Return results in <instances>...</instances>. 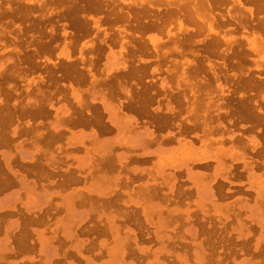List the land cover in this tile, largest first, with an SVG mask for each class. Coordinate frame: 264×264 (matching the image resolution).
Returning a JSON list of instances; mask_svg holds the SVG:
<instances>
[{
  "label": "rangeland",
  "instance_id": "obj_1",
  "mask_svg": "<svg viewBox=\"0 0 264 264\" xmlns=\"http://www.w3.org/2000/svg\"><path fill=\"white\" fill-rule=\"evenodd\" d=\"M214 1L211 0L214 4L211 11L206 8L203 11L204 1L202 0H0V98H5L6 106L10 109L12 105H16V108L22 105L21 108L32 111L31 103L33 100H36L40 105L41 102L43 105L45 103L43 107L44 114L34 118V120L27 114L19 116V123H21L19 127H24L22 123L25 120H29L33 125L35 124L34 128H32L33 130L12 137L10 135V129L17 122L13 121L9 123L11 125L7 124L8 126H4V130L8 134V140L12 139L7 144L0 145V169L2 167L4 170V165H2L4 161H8L12 167L16 162H21V164H26L27 162L28 164V162L32 163L38 160L41 157V153L32 152L31 147L34 130L42 131L43 133L48 130L51 131L53 127L63 130L62 119L68 113L81 110L83 114H87L85 113L86 110L88 112L95 110L100 114L101 121L104 124L107 123L106 125L108 126V131L102 132L98 131V129L94 130L96 129L95 126L89 127L81 124L69 125L68 129L62 131L63 134L59 137L60 139L58 138L56 141L54 140L47 144L50 146H46L50 147L47 148L48 154L52 153L54 156L52 160L55 166L54 178L52 177L50 180L57 181L64 173L73 172L79 175L81 181L78 182L79 185L76 183L61 189L55 187L53 182L46 183L45 179H43L41 180L45 184L43 187L40 185H35L34 187L28 186L25 189L24 187H15V185L13 187L12 185L0 187L1 226L4 223L3 228L0 226V264L1 262L2 264H19V262H21L20 264H127L130 255H133V257L136 256L135 260L138 264H183L184 262H178L174 258L175 256L173 257L175 253L184 254L185 264H194L192 254L193 251H198L199 249L195 247L192 240L196 242L200 240L202 244L204 243V260L206 258L210 259V263L204 262V264H213L216 259L220 261L218 264H264V166L261 164V161L264 160V126H258V128L257 126L251 127L249 123L242 120L240 122L236 119L230 111L224 114L221 104L225 100H228L231 106L237 103L239 99L238 94L241 91L236 88L237 80L253 77L252 79L264 81V46L263 44L257 45L253 41L263 42L264 31H262L263 33L260 31L262 33L260 35L256 34L254 36L256 37L255 39L251 38L252 33L250 32L256 30L258 21L264 22V6L261 11L253 12L252 15L247 16L246 28L243 30L230 17V14L236 11L232 7L233 2L231 0ZM240 1L244 6H250L246 0ZM76 2L78 3L76 4ZM194 5L198 6L199 13H203V21L197 17L194 18V21L191 20L190 17L194 15L191 11ZM131 6L135 7L132 8ZM140 10L143 11L141 12ZM210 15L213 16V21L211 23V29L209 30L206 22ZM214 31L216 34L211 33ZM176 36L179 39L178 41L175 38ZM224 38H228L231 41L229 51L227 52L228 54L225 53L227 44L224 42ZM212 39L214 43H211ZM37 44L40 46L39 48ZM190 44L191 46H195L191 47ZM174 45L179 46L183 51L182 54H179L180 56L175 53L173 49ZM50 46L52 47L49 48ZM40 52L43 53V57ZM53 53L54 55H52ZM37 62L42 65H39ZM33 63L35 64L32 65ZM208 63L214 65L216 68L215 75H217L219 80L218 82L221 84L225 83L229 89L228 91L224 88L220 92L214 86L215 83L212 80L214 78L212 73H210L211 70L207 68ZM222 63L225 64V68L221 67ZM121 65H126V69L134 68L136 72L132 75H126L124 73L125 69H121ZM197 65H202L203 67L200 72L195 70ZM46 67L49 70H45ZM27 68L29 69L28 72ZM50 69L53 70L51 71L52 73ZM32 71L34 72L32 73ZM56 73L58 78H56ZM49 75L51 76L50 78ZM116 75L119 77L116 78ZM222 75H224V78ZM173 77H177L176 80ZM116 80L117 82L120 81L121 85L125 88H129L133 94H140L142 89L144 91L146 90V95L150 98L152 97L151 101L153 100L149 103L152 114H154L152 110L156 106L159 107V110H156L157 113L155 111V114L162 113L164 100L166 99H169L171 103L179 102L180 115L175 116L174 122H179L181 129L185 128L183 125H190L193 120L197 121L195 123L202 125L204 117H208L206 121H211L209 124H213L214 121L211 117L214 119L215 113L217 112L220 116L219 120L225 126L232 128L234 131L237 130V133L246 136L248 139L253 140L255 137L259 141V147L262 150L261 155L251 152L249 150L250 148L247 149V147L245 150L242 149L241 144L237 141L235 143V141L229 142L225 140V142L221 143V146L208 139L201 142L200 140L204 138V135L201 134L199 127L196 130L191 131L187 129V132L184 131L182 133L184 138H177L180 137V134L173 125L154 130V135L148 136L145 127H150L147 122L149 117L145 116L137 117L135 124L131 123L128 118L111 117L113 122L116 121V124L114 126L110 125L108 123L107 111L114 107L118 100H121L123 104L126 103L123 91L116 86ZM210 80L211 82H209ZM6 84L10 87H7ZM59 85L61 86L59 87ZM111 88H113V93H109ZM187 89H189V94H187ZM169 90L171 92L170 94ZM192 91L197 92L196 98L192 97ZM242 91H245L246 98L256 100V106L264 107V100L261 99L262 94H264L263 85L254 88L253 91ZM56 93L58 94L57 96ZM194 99L196 101L193 103V107L191 109L188 108L186 106L187 102L193 101ZM47 102L51 106L46 107ZM190 110L193 113H190ZM116 118L118 119L116 120ZM228 119L231 121L227 122ZM92 129L95 131V134L91 132ZM194 132L201 136H193L192 133ZM14 138L18 139L14 140ZM186 139L190 140V142L186 141ZM259 147L256 148L259 149ZM241 153L246 157L256 158L259 161L258 164L253 166V168L240 166ZM99 156H109L111 158L125 156L129 159L126 161L124 170H121L119 173L116 172V169H111L104 173L95 172L94 175L91 165ZM133 158H139L142 161H131ZM200 162L205 163L206 167L200 168L198 166V164H201ZM228 165H231V173L226 172ZM239 166L241 168H238ZM87 167L89 171H87ZM14 168L18 169L17 166H14ZM183 171L185 174L182 173ZM124 173L130 178L127 181L128 185H122L123 187L119 186L114 189V179L116 177H123ZM235 173H239V177ZM57 174L59 175L57 176ZM83 174L85 175L84 177L82 176ZM223 174L227 175V179L231 181L230 183L221 179ZM145 185L148 188L147 195L144 191L146 190ZM223 187H225L224 190H222ZM71 188H76L83 193L88 191L92 196H95L96 193L104 194L106 197H100V200L108 197L112 198L115 195L117 199L114 205H108L97 200L98 202H94L97 207H95V204H79L78 202L72 201L69 203L68 199L63 195L70 191ZM243 191L244 193L242 194ZM233 192L237 194L234 196ZM23 193L25 195H22ZM222 196L223 198L225 197V200ZM170 200L175 202L173 203L172 201L171 203ZM96 208L98 211L95 210ZM26 210L30 211V215L45 214L47 216L44 224L36 225L34 223L31 225L32 228L36 229L46 227V231L39 241L34 232H32L33 236H31L33 238L31 237V241L33 246L26 251L14 254L8 250L12 246V223L18 217L16 214L17 211L24 212ZM179 212L181 216L177 215ZM29 213L27 214L29 215ZM193 213L195 216H192L194 215ZM94 215L96 218L93 220ZM194 220L196 222H193ZM104 223L108 224V226ZM168 224H172V226ZM251 225L254 227L252 228ZM157 226L160 228H156ZM179 226L183 229L179 228ZM127 227L133 229L135 232L138 246L148 247L145 253L138 251L136 253V251H133L137 250L136 247L138 246L133 244L134 242L131 240L130 234L127 233ZM191 227H195L197 230L194 238L189 233ZM216 227L220 228V230ZM48 228L59 232L51 242L49 241L51 233L48 231ZM81 228H90V230L85 232L86 234L80 233L79 230ZM115 228H117L116 232ZM69 229L75 230L76 235L70 238H63L62 232ZM103 229L106 230L103 233H99V230ZM138 235H141V238ZM206 236L209 240L212 239L210 240L212 241L211 245H206L208 244L205 243L207 242L205 240L207 238ZM80 241H82V246L80 245L79 247L78 243L80 244ZM128 241H131L130 245ZM161 241L164 246L161 245ZM228 243L230 247L227 246L229 245ZM207 248H210L209 251ZM121 249L122 251H120ZM188 251H191V253ZM121 252H124L123 257L120 255ZM243 257L244 260L241 261Z\"/></svg>",
  "mask_w": 264,
  "mask_h": 264
},
{
  "label": "bare ground",
  "instance_id": "obj_2",
  "mask_svg": "<svg viewBox=\"0 0 264 264\" xmlns=\"http://www.w3.org/2000/svg\"><path fill=\"white\" fill-rule=\"evenodd\" d=\"M19 1V0H18ZM59 1V0H58ZM77 1H79V0H77ZM81 1V0H80ZM94 1V0H93ZM176 1V0H175ZM202 1H204V7H203V11L205 10V8L207 9V10H209V11H211L212 10V8L214 7V4L211 2V0H202ZM214 1V0H213ZM217 1V0H216ZM216 1H214V2H216ZM232 2H233V4H232V7L233 8H235L236 9V11L233 13V14H230V17L237 23V25H239L240 26V28H242L243 30L246 28V18H247V16L248 15H252V13L253 12H259V11H261L262 9H263V6H264V0H246L249 4H250V6H244L243 4H242V2L240 1V0H231ZM245 1V0H244ZM66 2V1H65ZM73 2V1H72ZM4 3V2H3ZM49 3V2H48ZM58 3V2H57ZM78 2H76V4H77ZM223 3V2H222ZM24 4H25V2H24ZM51 4V3H50ZM80 4V3H79ZM94 4V3H93ZM156 4V3H155ZM186 4H187V2H186ZM190 4V3H189ZM246 4V3H245ZM27 5V4H26ZM220 5V4H219ZM14 6V5H13ZM18 6V5H17ZM73 6V5H72ZM81 6V5H80ZM85 6V5H84ZM91 6V5H90ZM163 6V5H162ZM26 7V6H25ZM59 7H60V5H59ZM132 7V6H131ZM133 7H135V6H133ZM132 7V8H133ZM191 7V6H190ZM226 7V6H225ZM72 8H74V7H72ZM79 8V7H78ZM100 8V7H99ZM110 8V7H109ZM187 8V7H186ZM220 8V7H219ZM13 9V8H12ZM31 10H33V9H31ZM35 10V9H34ZM36 10H37V7H36ZM40 10V9H39ZM107 10V9H106ZM111 10V9H110ZM219 10V9H218ZM66 11V10H65ZM82 11V10H81ZM84 11V10H83ZM141 11V10H140ZM143 11V10H142ZM141 11V12H142ZM179 11V10H178ZM189 11V10H188ZM193 13H194V15H195V17H194V15H193V17L191 16L190 18H191V20L192 21H194V18H199L201 21H203L202 19H203V17H204V15H203V13L202 12H198V6L197 5H194V6H192V10H191ZM68 12V11H67ZM103 12H104V10H103ZM111 12H112V10H111ZM223 12V11H222ZM82 13V12H81ZM180 13V12H179ZM228 13H229V10H228ZM2 14H4V13H2ZM25 14V13H24ZM42 14V13H41ZM218 15V14H217ZM12 16V15H11ZM59 16V15H58ZM140 16V15H139ZM146 16V15H145ZM62 17V16H61ZM187 18H189L188 16H186ZM57 18V17H56ZM60 18V17H59ZM73 18V17H72ZM150 18V17H149ZM21 19V18H20ZM52 19V18H51ZM172 19V18H171ZM106 20V19H105ZM104 20V21H105ZM119 20V19H118ZM220 20H221V18H220ZM10 21V20H9ZM29 21V20H28ZM41 21V20H40ZM136 21V20H135ZM206 21V20H205ZM212 21H213V16L212 15H210L209 16V19H207V22H206V24H207V27H208V29L210 30L211 29V23H212ZM54 22V21H53ZM60 22V21H59ZM94 22H96V21H94ZM3 23V22H2ZM5 23V22H4ZM9 23V22H8ZM92 23V22H91ZM221 23H222V21H221ZM24 24V23H23ZM49 24H50V22H49ZM185 24V23H184ZM149 25V24H148ZM155 25V24H154ZM157 25V24H156ZM43 26V25H42ZM58 26V25H57ZM109 26V25H108ZM151 26V25H150ZM217 26H218V24H217ZM227 26V25H226ZM131 27V26H130ZM219 27V26H218ZM224 27V26H223ZM9 28V27H8ZM39 28V27H38ZM59 28H60V26H59ZM75 28V27H74ZM78 28V27H77ZM89 28V27H88ZM92 28V27H91ZM200 28V27H199ZM40 29H41V27H40ZM44 29V28H43ZM47 29V28H46ZM160 29V28H159ZM176 29H177V25H176ZM76 30V29H75ZM137 30V29H136ZM35 32H36V30H34ZM80 31V30H79ZM112 31V30H111ZM166 31V30H165ZM223 31V30H222ZM262 31H264V22L263 21H258V23L256 24V30H252V31H250L251 33H252V39H255L256 37H254L256 34H262L261 32ZM17 32V31H16ZM94 32V31H93ZM134 32V31H133ZM15 33V32H14ZM26 33V32H25ZM59 33H61V32H59ZM140 33V32H139ZM211 33H213V34H216V32L214 31V32H211ZM103 34V33H102ZM165 34V33H164ZM193 34V33H192ZM222 34V33H221ZM234 34V33H233ZM8 35V34H7ZM118 35V34H117ZM160 35H162V34H160ZM202 35H203V33H202ZM166 36V35H165ZM211 36V35H210ZM10 37V36H9ZM22 37V36H21ZM69 37V36H68ZM117 37V36H116ZM199 37V36H198ZM197 37V38H198ZM218 37H220V36H218ZM29 38H30V36H29ZM176 38V40L178 41L179 39H178V37L176 36L175 37ZM20 39V38H19ZM43 39V38H42ZM63 39V38H62ZM61 39V40H62ZM141 39V38H140ZM144 39V38H143ZM182 39V38H181ZM185 39V38H184ZM10 40V39H9ZM12 40H14V39H12ZM52 40H53V38H52ZM51 40V41H52ZM97 40V39H96ZM148 40V39H147ZM175 40V42H177ZM216 40V39H215ZM38 41V40H37ZM45 41H46V38H45ZM109 41H110V39H109ZM171 41V40H170ZM212 42L211 43H214L213 42V39L211 40ZM246 41V40H245ZM254 42H256V44L257 45H261V44H263V46H264V40H262L263 42H258V41H256V40H253ZM25 42V41H24ZM53 42V41H52ZM63 42V41H62ZM147 42V41H146ZM183 42H184V40H183ZM190 42H191V40H190ZM222 43H223V41H221ZM224 42L227 44V48H226V50H225V53H227L228 51H229V45L231 44V41H230V39H228V38H224ZM10 43H11V41H10ZM49 43V42H48ZM97 43H98V40H97ZM135 43V42H134ZM140 43V42H139ZM218 43V42H217ZM242 43V42H241ZM33 44V43H32ZM62 44V43H61ZM99 44V43H98ZM97 44V45H98ZM110 44V43H109ZM137 44V43H136ZM165 44V43H164ZM172 44V43H171ZM206 44V43H205ZM25 45V44H24ZM34 45V44H33ZM36 45V44H35ZM40 45V44H39ZM47 45V44H46ZM59 45H60V43H59ZM149 45V44H148ZM173 45V44H172ZM187 45V44H186ZM214 45H216V44H214ZM224 45V44H223ZM37 46H38V44H37ZM53 46V45H52ZM52 46H50L49 48H51ZM102 46V45H101ZM184 46V45H183ZM190 46H191V44H190ZM190 46H188V47H190ZM192 46H195V45H192ZM191 46V47H192ZM197 46V45H196ZM206 46V45H205ZM40 46H38V48H39ZM98 47V46H97ZM103 47H105V46H103ZM113 47V46H112ZM128 47V46H127ZM139 47V46H138ZM24 48V47H23ZM27 48V47H26ZM166 48V47H165ZM185 48V47H184ZM210 48V47H209ZM237 48V47H236ZM55 49V48H54ZM59 49V48H58ZM73 49V48H72ZM100 49V48H99ZM108 49V48H107ZM145 49V48H144ZM164 49V48H163ZM173 49H174V51H175V53L176 54H182L183 53V51L179 48V46H177V45H174V47H173ZM190 49V48H189ZM219 49V48H218ZM234 49V48H233ZM46 50V49H45ZM49 50V49H48ZM150 50V49H149ZM196 50V49H195ZM237 51H238V49H236ZM39 51V50H38ZM99 51V50H98ZM106 51V50H105ZM145 51V50H144ZM208 51V50H207ZM206 51V52H207ZM240 51V50H239ZM35 52V51H34ZM48 52V51H47ZM55 52V51H54ZM74 52V51H73ZM85 52V51H84ZM205 52V51H204ZM32 53V52H31ZM41 53V52H40ZM51 53V52H50ZM88 53V52H87ZM129 53V52H128ZM127 53V54H128ZM209 53V52H208ZM217 53V52H216ZM234 53H235V51H234ZM237 53V52H236ZM243 53V52H242ZM26 54V53H25ZM28 54V53H27ZM42 54V57H43V53H41ZM46 54V53H45ZM89 54V53H88ZM87 54V55H88ZM94 54H96V53H94ZM187 54V53H186ZM186 54H184L185 56H186ZM228 54V53H227ZM23 55V54H22ZM36 55H37V53H36ZM52 55H54V53L52 54ZM97 55V54H96ZM130 55V54H129ZM135 55V54H134ZM25 56V55H24ZM102 56H104V55H102ZM149 56V55H148ZM168 56V55H167ZM171 56V55H170ZM180 56V55H179ZM178 56V57H179ZM191 56H193V55H191ZM226 56H228V55H226ZM240 56V55H239ZM246 56V55H245ZM244 56V57H245ZM27 57V56H26ZM34 57V56H33ZM41 57V58H42ZM130 57V56H129ZM183 57V56H182ZM204 57V56H203ZM218 57H221V56H218ZM241 57V56H240ZM35 58H37V57H35ZM54 59H56L55 57H53ZM98 58V57H97ZM132 58V57H131ZM231 58H232V56H231ZM63 59V58H62ZM86 59H87V57H86ZM99 59V58H98ZM167 59V58H166ZM237 59V58H236ZM238 59H239V57H238ZM76 60V59H75ZM103 60V59H102ZM215 60V59H214ZM231 60V59H230ZM245 60V59H244ZM24 61V60H23ZM28 61H29V59H28ZM63 61V60H62ZM86 61V60H85ZM94 61H96V60H94ZM129 61V60H128ZM131 61V60H130ZM171 61V60H170ZM206 61H207V59H206ZM229 61V60H228ZM27 62V61H26ZM34 62V61H33ZM42 62V61H41ZM73 62V61H72ZM80 62V61H79ZM87 62V61H86ZM99 62V61H98ZM133 62V61H132ZM200 62V61H199ZM24 63H25V61H24ZM38 63V62H37ZM70 63V62H69ZM69 63H68V66H69ZM134 63V62H133ZM188 63H190V62H188ZM215 63H216V61H215ZM234 63V62H233ZM236 63V62H235ZM240 63V62H239ZM17 64V63H16ZM26 64V63H25ZM35 63H33L32 65H34ZM39 64V63H38ZM41 64V63H40ZM39 64V65H40ZM48 64H50V63H48ZM74 64V63H73ZM98 64V63H97ZM27 65H29V64H27ZM42 65V64H41ZM52 65V64H51ZM62 65V64H61ZM72 65V64H71ZM78 65H80V64H78ZM85 65V64H84ZM100 65H101V63H100ZM189 65V64H188ZM207 65V64H206ZM238 65V64H237ZM236 65V66H237ZM30 66V65H29ZM29 66H28V68H29ZM50 66V65H49ZM75 66V65H74ZM98 66V65H97ZM171 66V65H170ZM73 67V66H72ZM94 67V66H93ZM146 67V66H145ZM177 67H179V66H177ZM206 67V66H205ZM221 67L222 68H225V64L224 63H222L221 64ZM241 67V66H240ZM11 68V67H10ZM27 68V72H28V69ZM32 68V67H31ZM34 68V67H33ZM40 68V67H39ZM51 68V67H50ZM53 68V67H52ZM65 68V67H64ZM79 68V67H78ZM99 68V67H98ZM146 68H148V67H146ZM195 68V67H194ZM203 67H202V65H197L196 66V68H195V70H197V71H199L200 72V70L202 69ZM209 70H211V72L210 73H212V76H213V78L214 79H212V80H214V86L215 87H217L219 90H220V92H222L223 91V89L224 88H226V91H228L229 89H228V87H227V85L225 84V83H223V84H221L220 82H218L219 80H218V77H217V75H215L216 73H215V67H214V65H212V64H210V63H208V67H207ZM26 69V68H25ZM48 68L46 67L45 68V70H47ZM59 69V68H58ZM66 69V68H65ZM68 69V68H67ZM79 69H81V68H79ZM100 69V68H99ZM121 69H125V74L126 75H132V74H134L135 72H136V69H134V68H127L126 69V65H121ZM49 70V69H48ZM53 70H54V68H53ZM53 70H51L50 69V72L51 71H53ZM56 70V69H55ZM73 70V69H72ZM87 70H89V68H87ZM180 70V69H179ZM190 70V69H189ZM229 70V69H228ZM237 70V69H236ZM26 71V70H25ZM44 71V70H43ZM59 71H60V69H59ZM74 71V70H73ZM204 71V70H203ZM225 71V70H224ZM229 71H231V70H229ZM34 71H32V73H33ZM37 72V71H36ZM47 72V71H46ZM49 72V71H48ZM55 72H57V71H55ZM62 72L64 73V71H63V69H62ZM71 72V71H70ZM97 72V71H96ZM120 72V71H119ZM196 72V71H195ZM205 72V71H204ZM262 72V71H261ZM30 73V72H29ZM43 73V72H42ZM52 73V72H51ZM59 73V72H58ZM61 73V72H60ZM73 73V72H72ZM98 73V72H97ZM194 73V72H193ZM197 73V72H196ZM207 73V72H206ZM259 73V72H258ZM24 74V73H23ZM49 74V73H48ZM54 74V73H53ZM62 74V73H61ZM66 74V73H65ZM69 74H71V73H69ZM81 74V73H80ZM116 74V73H115ZM198 74V73H197ZM31 75V74H30ZM121 76H122V74H120ZM124 75V74H123ZM172 75H173V73H172ZM207 75V74H206ZM10 76V75H9ZM9 76H6V77H9ZM61 76V75H60ZM76 76V75H75ZM194 76V75H193ZM199 76V75H198ZM10 77H12V76H10ZM9 77V78H10ZM51 76L49 75V78H50ZM67 77V76H66ZM79 77V76H78ZM112 77V76H111ZM119 77V76H118ZM117 77V75H116V78H118ZM222 77L224 78V75H222ZM221 77V78H222ZM49 78H48V80H49ZM56 78H58L57 77V73H56ZM55 78V79H56ZM60 78V77H59ZM64 78V77H63ZM68 78V77H67ZM169 78V77H168ZM173 78H175V77H173ZM177 78V77H176ZM176 78L174 79V80H176ZM253 78V77H252ZM252 78H246V79H241V80H237V82H236V88L237 89H239V90H241V91H239V94H238V97H239V99H238V101H237V103L233 106H231V104H230V102L228 101V100H225V101H222L221 102V104H222V107H223V109H222V111H223V113L224 114H226V113H228L229 111L235 116V118L236 119H238L239 121L240 120H242V121H244V122H247V123H249V125L251 126V127H253V126H257V128H258V126H264V107H260V106H256V100H252V99H249V98H246L245 97V91H242V90H254V88H258V87H261V85H263L264 86V81H262V80H255V79H252ZM47 79V78H46ZM52 79V78H51ZM50 79V80H51ZM54 79V78H53ZM72 79V78H71ZM76 79H77V77H76ZM111 79V78H110ZM121 79H124V78H121ZM170 79V78H169ZM210 79V78H209ZM16 80V79H15ZM60 80V79H59ZM59 80H58V82H59ZM63 81H64V79H62ZM68 80V79H67ZM113 80H114V77H113ZM128 80H130V79H128ZM198 80H199V78H198ZM5 81V80H4ZM65 81H66V79H65ZM73 81H75V80H73ZM77 81V80H76ZM200 81V80H199ZM198 81V82H199ZM47 82H49V81H47ZM55 82H57V81H55ZM55 82H52V83H55ZM67 82V81H66ZM106 82V81H105ZM116 82H117V80H116ZM131 82V81H130ZM176 82V81H175ZM197 82V81H196ZM205 82V81H204ZM209 82H211V80L209 81ZM6 83V82H5ZM20 83H21V81H20ZM82 83V82H81ZM107 84H108V82H106ZM110 83V82H109ZM60 84H61V82H60ZM79 84V83H78ZM86 84V83H85ZM176 84V83H175ZM54 85V84H53ZM58 85V84H57ZM101 85H103V84H101ZM105 85V84H104ZM115 85V84H114ZM134 85H136V84H134ZM208 85H209V83H208ZM229 85V84H228ZM6 86L7 87H10L8 84H6ZM48 86V85H47ZM49 86H51V85H49ZM61 85H59V87H60ZM106 86H108V85H106ZM110 86V85H109ZM112 86V85H111ZM116 86H118L122 91H123V95H125V99H126V103L125 104H123V102L121 101V100H118V102L114 105V107H112L111 109H109V111H107V118H108V123L110 124V125H113L114 126V124H116V121L115 122H113V120L111 119V117H119V118H128V120H130V122L131 123H133V124H135L136 123V121H137V117H143V116H145V117H149V120L147 121L148 122V124L150 125V127H145L146 128V131H147V135L148 136H153L154 135V130H159V129H162L163 127H170V125H173V126H175V128H176V131H178L179 132V136L180 137H177V138H184L183 136V132L185 131V132H187V129H189V130H196L198 127H199V130H200V132H201V134L202 135H204V138L203 139H201L200 141L201 142H204L206 139H208V140H211V141H214L215 143H217L219 146H221V143H223V142H225V140H227V141H229V142H234L235 141V143H240L241 144V147H242V149H246V147H247V149H249V150H251V152H254L255 154H257V155H261V149H260V147H259V141L254 137L253 138V140L252 139H248V138H246V136H243L242 134H240V133H237V130L236 131H234L232 128H229V127H227V126H225L224 124H223V122L222 121H220L219 120V114L216 112L215 113V118L213 119L212 117H211V119L214 121V123L213 124H209V122H211V121H206V118H208V117H204L203 118V124L201 125L200 123H195V122H197L196 120H193L191 123H190V125H188V124H186V125H183V126H185V128L184 129H181V124L179 123V122H174V118H175V116L176 115H180V106H179V102H177V103H171L170 101H169V99H166V100H164L165 102H164V104H163V111H162V113L161 114H155V111L156 110H159V107L158 106H156L155 108H153V110L152 111H154V114H152L151 112H150V108H149V103H151L152 101H151V98L148 96V95H146V90L144 91L143 89L141 90L142 92L140 93V94H133V92L129 89V88H125L123 85H121V83H120V81H118L117 82V85ZM115 86V87H116ZM193 86V85H192ZM194 86H195V84H194ZM193 86V87H194ZM204 86H205V84H204ZM2 87V86H1ZM105 87V86H104ZM161 87H162V85H161ZM207 87V86H206ZM212 87V86H211ZM6 88V87H5ZM20 88H21V86H20ZM19 88V89H20ZM48 88H50V87H48ZM47 88V89H48ZM62 88H64V87H62ZM61 88V89H62ZM203 88V87H202ZM65 89V88H64ZM109 89H110V87H109ZM113 88H111V90H110V92L109 93H113V90H112ZM146 89V88H145ZM152 89V88H151ZM7 90V89H6ZM32 90V89H31ZM188 90V92H187V94H189L190 92H189V89H187ZM194 90V89H193ZM258 90V89H257ZM261 90V89H260ZM33 91V90H32ZM46 91V90H45ZM120 91V90H119ZM133 91H135V90H133ZM256 91V90H255ZM3 92V91H2ZM12 92V91H11ZM61 92V91H60ZM59 92V93H60ZM62 92H63V90H62ZM69 93H70V91H68ZM138 92V91H137ZM179 92H181V90H179ZM10 93V92H9ZM24 93H25V91H24ZM33 93H34V91H33ZM69 93H67V94H69ZM171 92H170V90H169V94H170ZM192 93V97L193 98H196V96H197V92L195 93V91H192L191 92ZM2 94V93H1ZM5 94H7V93H5ZM50 94V93H49ZM48 94V95H49ZM155 94H156V92H155ZM182 94V93H181ZM180 94V95H181ZM260 94V93H259ZM4 95V94H3ZM55 95V94H54ZM58 94L56 93V96H57ZM115 95V94H114ZM173 95V94H172ZM179 95V94H178ZM8 96V95H7ZM21 96V95H20ZM66 96V95H65ZM113 96V95H112ZM176 96V95H175ZM5 97V96H4ZM12 97H14V96H12ZM18 97H19V95H18ZM53 97V96H52ZM179 97V96H178ZM190 97V96H189ZM191 97V98H192ZM68 98V97H67ZM10 99V98H9ZM53 99V98H52ZM54 99H55V97H54ZM171 99H172V97H171ZM199 99V98H198ZM231 99V98H230ZM261 99L262 100H264V94H262V96H261ZM13 100V99H12ZM44 100V99H43ZM174 100V99H173ZM183 100V99H182ZM189 100H190V98H189ZM24 101H25V98H24ZM23 101V102H24ZM41 101V100H40ZM65 101H68V100H65ZM87 101H89V99H87ZM151 101V102H150ZM160 101H162V100H160ZM196 101V99H194L193 101H189V102H187V105L186 106H188V108H192L193 107V103ZM232 101H233V99H232ZM261 101V100H260ZM69 102V101H68ZM156 102V101H155ZM181 102V101H180ZM49 102H47L46 103V107H48V106H51V104L49 103ZM59 103V102H58ZM75 103V102H74ZM90 103V102H89ZM154 103V102H153ZM20 104V103H19ZM56 104V103H55ZM69 104V103H68ZM91 104V103H90ZM90 104H88V105H90ZM157 104V103H156ZM201 104H203V103H201ZM31 105H32V108H33V110L32 111H29V110H25L24 108H21V106L22 105H20L19 107H17L18 108V110H17V108L15 107L16 105H12L11 106V104H10V106L12 107L11 109L9 108V107H7L6 106V103H5V98H0V126H2L1 128H0V145H5V144H7V142L8 141H10V140H8V134H7V132H5L6 130H4V126L5 125H11V124H9V123H11V122H13V121H15V122H17V124H15L13 127H12V129H10L9 127V129L11 130V132H10V135L13 137V136H18V135H20L21 133H26L27 131H31V130H33L32 128H34V126H35V124L33 125L31 122H29V120H25L22 124L24 125V127H22V128H20L19 127V125L21 124V123H19V116L20 115H22V114H27V115H30L32 118H33V120H34V118H36V117H39V116H41L42 114H44V111H43V107H44V105H45V103H44V105L42 104V102H41V105L36 101V100H33L32 101V103H31ZM43 105V106H42ZM70 105V104H69ZM93 105V104H92ZM151 105V104H150ZM161 105V104H160ZM2 106V107H1ZM72 106V105H71ZM70 106V107H71ZM82 106H84V105H82ZM202 106V105H201ZM91 107V106H90ZM198 107H200V106H198ZM85 108H88V107H85ZM122 108H124L125 110H126V112H125V110L123 111L122 110ZM199 109H201V108H199ZM97 110V109H96ZM102 110V109H101ZM50 111V110H49ZM54 111V110H53ZM60 112V111H59ZM192 112V110H190V113ZM200 112V111H199ZM47 113V112H46ZM53 113V112H52ZM51 113V114H52ZM74 113V114H73ZM85 113H87V114H83L82 113V111L80 110V111H74V112H72V113H68L63 119H62V122H63V124H62V128H64V129H68V126L69 125H74V124H81V125H85V126H89V127H93V126H95L96 127V129H94V130H97L98 129V131H102V132H105V131H108V126L106 125V124H104L102 121H101V119H100V114H98L97 113V111H95V110H92L91 112H88L87 110L85 111ZM120 113V115L118 116V114ZM156 113H157V111H156ZM193 113V112H192ZM133 114V115H132ZM224 114H223V116H224ZM46 115V114H45ZM135 116H136V118H135ZM205 116H206V114H205ZM227 117V116H226ZM230 117V116H229ZM23 118V117H22ZM193 118H194V116H193ZM228 118V117H227ZM234 118V119H235ZM118 118H116V120H117ZM148 119V118H147ZM22 120H24V119H22ZM37 120V119H36ZM35 120V121H36ZM104 121V120H103ZM188 121V120H187ZM187 121H186V123H187ZM231 120L230 119H228L227 120V122H230ZM129 122V121H128ZM236 122V121H235ZM241 122V121H240ZM35 123V122H34ZM38 123H40L39 121H38ZM7 125V126H8ZM234 125V124H233ZM6 126V127H7ZM42 126V125H41ZM77 126V125H76ZM79 126V125H78ZM188 126V127H187ZM235 126V125H234ZM26 127V128H25ZM111 127V126H110ZM238 127V126H237ZM8 128H7V130H8ZM174 128V129H175ZM239 128V127H238ZM256 128V129H257ZM63 129V130H64ZM86 129V128H85ZM164 129H166V128H164ZM248 129H251V128H248ZM253 129V128H252ZM63 130H60V129H56V128H54L53 127V129L50 131V130H48L47 132H45V133H43L42 131H36V130H34L35 132H34V135H33V141H31V147H32V152H34V153H41V157L38 159V160H33L34 162H32V163H29L28 162V164H27V162H26V164H21V162H16L12 167H11V165L9 164V162L8 161H4V164H2V165H4V170H3V168L1 167V169H0V187H6V186H11L12 185V187L15 185V187L16 186H19V188L20 187H24V189L25 188H27L28 186H35V185H40L41 187H43L45 184H43L42 183V181L41 180H43V179H45V182L46 183H49V182H53V184H54V186L55 187H58V188H61V189H64V188H67L69 185L71 186V185H73V184H76V183H78L79 181H80V178H79V175H78V173H77V175L76 174H74L73 172H67V173H64L63 175H61L62 177H60L57 181H55V180H53V181H51L50 179L53 177L54 178V163L52 162V160H53V154L51 153V154H48V149L47 148H50V147H46V146H50V145H47V144H49L50 142H52V141H56V139H58L63 133H62V131ZM93 129L91 130V132L93 133V134H95V131H94ZM243 130V129H242ZM254 130V129H253ZM65 131V130H64ZM69 132V131H68ZM158 132V131H157ZM250 132V131H249ZM68 134V133H67ZM176 134V133H175ZM178 134V133H177ZM193 134V136H197V137H199V136H201V135H199L198 133H196V132H194V133H192ZM171 135H172V133H171ZM261 135V134H260ZM65 136V135H64ZM160 136V135H159ZM158 136V137H159ZM20 137V136H19ZM190 137V136H189ZM15 139H18V138H14V140ZM60 139V138H59ZM65 139H66V137H65ZM64 139V140H65ZM157 139V138H156ZM160 139V138H159ZM169 139V138H168ZM64 140H62L63 142H64ZM195 140V139H194ZM204 140V141H203ZM17 141V140H16ZM186 141H188V142H190V140H188V139H186ZM237 141V142H236ZM39 142H41V143H39ZM87 142V141H86ZM228 142V143H229ZM56 143V142H55ZM154 143V142H153ZM9 144V143H8ZM54 144V143H53ZM126 144V143H125ZM227 144V143H226ZM55 145V144H54ZM65 145V144H64ZM151 145H153V144H151ZM53 146V145H52ZM150 146V145H149ZM2 147V146H1ZM7 147V146H6ZM5 147V148H6ZM9 147V146H8ZM63 147V146H62ZM153 147V146H152ZM256 147H259V149L258 148H256ZM11 148V147H10ZM10 148H8V149H10ZM53 150V149H52ZM54 150H56V149H54ZM84 150V149H83ZM100 151H101V148H100ZM99 151V152H100ZM139 151V150H138ZM141 151V150H140ZM73 152V151H72ZM78 152V151H77ZM131 152V151H130ZM170 152V151H169ZM172 152V151H171ZM47 154V155H46ZM59 154V153H58ZM63 154V153H62ZM165 154V153H164ZM57 155V154H56ZM98 155V154H97ZM112 155V154H111ZM174 155V154H173ZM184 155V154H183ZM114 156H115V154H114ZM136 156V155H135ZM168 156V155H167ZM171 156V155H170ZM64 158H65V156H63ZM62 158V157H61ZM58 159V158H57ZM127 159H129V158H127V157H125V156H118V157H115V158H111V157H109V156H99L97 159H95V161L92 163V165H91V167H92V173L95 175V172H99V173H104V172H106V171H110L111 169L113 170V169H116V172H120L121 170H124V167L126 166V161H127ZM13 160V159H12ZM43 160V161H42ZM59 160V159H58ZM62 160V159H61ZM65 160V159H64ZM73 160V159H72ZM240 160H241V165L240 166H243V167H246V168H253V166H256L257 164H258V160L256 159V158H252V157H246V156H244V154H242L241 153V155H240ZM63 161V160H62ZM131 161H134V162H137V161H142L141 159H139V158H133ZM150 161V160H149ZM164 161V160H163ZM204 161V160H203ZM64 162V161H63ZM69 162V161H68ZM67 162V163H68ZM14 163V162H13ZM56 163V162H55ZM129 163V162H128ZM141 163V162H140ZM201 164H198V166L201 168V167H206L205 166V163H202V162H200ZM209 163V162H208ZM64 164V163H63ZM261 164L264 166V160H262L261 161ZM59 165V164H58ZM61 165V164H60ZM236 165H237V163H236ZM250 165H251V167H250ZM14 166H17L18 167V169L17 168H14ZM238 167V168H241V167ZM259 166V165H258ZM58 167V166H57ZM66 167V166H65ZM118 168H120V169H118ZM207 168H208V166H207ZM230 168H231V165H228L227 167H226V172H228V173H231L230 172ZM236 168V167H235ZM255 168V167H254ZM59 169V168H58ZM74 169H76V168H74ZM60 170V169H59ZM207 170V169H206ZM210 170V169H209ZM73 171V170H72ZM81 171V170H80ZM86 171V170H85ZM87 171H89V169H88V167H87ZM133 172H135V171H133ZM240 172V171H239ZM57 173H59V172H57ZM114 173V172H113ZM129 173V172H128ZM182 173H184V171L182 172ZM245 173V172H244ZM97 174V173H96ZM112 174V173H111ZM131 174H135V173H131ZM185 174V173H184ZM236 174V173H235ZM239 174V173H238ZM238 174H236V176H238ZM59 174H57V176H58ZM146 175V174H145ZM155 175V174H154ZM83 177L85 176L84 174L82 175ZM97 176V175H96ZM141 176V175H140ZM139 176V177H140ZM242 176V175H241ZM82 177V178H83ZM98 177V176H97ZM133 177V176H132ZM143 177V176H142ZM239 177V176H238ZM88 178V177H87ZM99 178V177H98ZM122 178V179H121ZM116 177L115 179H114V182H113V187H114V189L115 188H117V187H119V186H122V185H128L127 183V181H129L130 180V178L128 177V175H126L125 173L123 174V177ZM228 177H227V175H222L221 176V179H224V180H226L228 183H230L231 181H229L228 179H227ZM139 179V178H138ZM143 179V178H142ZM145 179H146V177H145ZM160 179V178H159ZM233 179V178H232ZM236 179V178H235ZM88 180V179H87ZM220 180V179H219ZM82 181H83V179H82ZM81 182V181H80ZM132 182V181H131ZM223 182V181H222ZM83 183V182H82ZM181 183V182H180ZM81 184V183H80ZM223 184V183H222ZM78 185H79V183H78ZM83 185V184H82ZM140 185V184H139ZM226 185V184H225ZM229 185V184H228ZM47 186V185H46ZM131 186H132V184H131ZM215 186H217V185H215ZM223 186V185H222ZM221 186V187H222ZM123 187V186H122ZM121 187V188H122ZM158 187V186H157ZM182 187V186H181ZM244 187V186H243ZM11 188V187H10ZM145 188H146V190H144L145 191V193H146V195L148 194V188H147V186L145 185ZM155 188H156V186H155ZM224 188L225 187H223V189L222 190H224ZM130 189V188H129ZM137 189V188H136ZM140 189V188H139ZM152 189V188H151ZM163 189V188H162ZM182 189H183V187H182ZM181 189V190H182ZM237 189V188H236ZM9 190V189H8ZM68 190V189H67ZM131 190V189H130ZM154 190V189H153ZM161 190V189H160ZM168 190V189H167ZM185 190V189H184ZM237 190H239V189H237ZM241 190H243L242 188H241ZM4 191H5V189H4ZM124 192H126V191H124ZM161 192V191H160ZM177 192V191H176ZM192 192V191H191ZM221 192V191H220ZM241 192V191H240ZM245 192H247V191H245ZM251 192V191H250ZM253 192V191H252ZM119 193H120V191H119ZM158 193V192H157ZM188 193V192H187ZM224 193V192H223ZM244 193V191L242 192V194ZM128 194V193H127ZM134 194H136V193H134ZM155 194V193H154ZM225 194V193H224ZM232 194V193H231ZM230 194V195H231ZM233 194H234V192H233ZM237 194V193H236ZM236 194H234V196L236 195ZM22 195H25L24 193L22 194ZM122 195H123V193H122ZM230 195H229V197H230ZM251 195H252V193H251ZM63 196H65L67 199H68V201H69V203H70V201H72V202H78L79 204H82V203H88L89 205L90 204H95L96 205V203H94L95 201H99L100 200V197H106L104 194H99V193H96L95 194V196H92L91 194H89V192L88 191H86L85 193H83V192H81L80 190H77L76 188H71L70 189V191H68L67 193H65ZM163 196V195H162ZM194 196V195H193ZM32 197V196H31ZM96 197H98V198H96ZM118 197V196H117ZM122 197V196H121ZM193 198V197H192ZM222 198H223V196H222ZM225 198V197H224ZM223 198V199H224ZM231 198H232V196H231ZM252 198H253V196H252ZM23 200H24V198H22ZM117 198H116V195H115V197H112V198H110V197H108V198H104L103 200H100V201H102V203H105V204H108V205H114L115 204V200H116ZM165 199V198H164ZM32 200V199H31ZM126 200H127V198H126ZM184 200V199H183ZM222 200V199H221ZM225 200V199H224ZM227 200V199H226ZM97 201V202H98ZM120 201H121V199H120ZM171 201V200H170ZM173 201V200H172ZM172 201H171V203H172ZM192 201V200H191ZM252 201H253V199H252ZM251 201V202H252ZM23 202V201H22ZM175 201H173V203H174ZM234 202V201H233ZM24 203V202H23ZM164 203H166L165 201H164ZM178 203V202H177ZM183 203V202H182ZM18 204V203H17ZM25 204V203H24ZM179 204V203H178ZM184 204V203H183ZM234 204H235V202H234ZM187 205V204H186ZM208 205H210V204H208ZM18 206V205H17ZM84 206V205H83ZM86 206V205H85ZM98 206H99V204H98ZM101 206V205H100ZM49 207V206H48ZM88 207V206H87ZM95 207H97V205L95 206ZM131 207V206H130ZM181 207H182V205H181ZM183 207H184V205H183ZM211 207V206H210ZM235 207H236V204H235ZM52 208V207H51ZM101 208V207H100ZM123 208H125V207H123ZM132 208V207H131ZM24 209V208H23ZM98 209H99V207H98ZM119 209H121V208H119ZM236 209H237V207H236ZM55 210V209H54ZM95 210H97V208L95 209ZM134 210V209H133ZM224 210V209H223ZM230 210H232V209H230ZM239 210V209H238ZM98 211V210H97ZM109 211V210H108ZM130 211V210H129ZM244 211V210H243ZM30 211H28V210H26V211H24V212H22V211H17L16 212V214L18 215V217L16 218V220L12 223V232H11V234H12V246L8 249V250H10V251H12V253H14V254H18V253H20V252H22V251H26L27 249H29V248H31L33 245H32V241H31V237L33 236L32 235V232H34V234L36 235V237H37V240L39 241V239L40 238H42L43 237V235H44V233H45V231H46V227H41V228H38V229H36V228H32L31 227V225H33L34 223H36V225L37 224H44L45 223V221H46V218H47V216L45 215V214H31L30 215V213H29ZM37 212V211H36ZM38 212H39V210H38ZM50 212V211H49ZM121 212V211H120ZM133 212V211H132ZM132 212H131V214H132ZM135 212V211H134ZM173 212V211H172ZM171 212V213H172ZM240 212V211H239ZM27 213H29V215L27 214ZM51 213V212H50ZM57 213V212H56ZM97 213V212H96ZM101 213V212H100ZM164 213V212H163ZM233 213H234V211H233ZM241 213V212H240ZM9 214V213H8ZM12 214V213H11ZM90 214H91V212H90ZM93 214V213H92ZM127 214V213H126ZM128 214H130V213H128ZM165 214V213H164ZM194 214V213H193ZM197 214V213H196ZM4 215V214H3ZM2 215V216H3ZM13 215V214H12ZM52 215V214H51ZM50 215V216H51ZM57 215V214H56ZM171 215V214H170ZM169 215V216H170ZM177 215H180V212H179V214H177ZM177 215H175V216H177ZM199 215V214H198ZM201 215V214H200ZM231 215H233V214H231ZM240 215V214H239ZM11 216V215H10ZM91 216H93V215H91ZM95 216V215H94ZM134 216V215H133ZM154 216V215H153ZM181 216V215H180ZM192 216H195V214L194 215H192ZM4 217V216H3ZM16 217V216H15ZM53 217H54V215H53ZM53 217H52V219H53ZM156 217V216H155ZM173 217V216H172ZM178 217V216H177ZM176 217V218H177ZM238 217V216H237ZM96 218V216L93 218V220ZM198 218V217H197ZM214 218V217H213ZM215 218H216V216H215ZM214 218V219H215ZM234 218V217H233ZM241 218V217H240ZM1 219V218H0ZM91 219V218H90ZM105 219V218H104ZM155 219V218H154ZM179 219H180V217H179ZM201 219V218H200ZM214 219H212V220H214ZM242 219V218H241ZM3 220V219H2ZM171 220V219H170ZM245 220V219H244ZM52 221V220H51ZM91 221V220H90ZM172 221V220H171ZM170 221V222H171ZM181 221H183V220H181ZM207 221V220H206ZM216 221V220H215ZM247 221V220H246ZM256 221V220H255ZM49 222V221H48ZM93 222H95V221H93ZM97 222V221H96ZM101 222V221H100ZM193 222H196L195 220L193 221ZM198 222V221H197ZM234 222H235V220H234ZM123 223V222H122ZM169 223V222H168ZM211 223H212V221H211ZM230 223V222H229ZM248 223H250V222H248ZM99 224V223H98ZM104 224H106V223H104ZM181 224V223H180ZM184 224V223H183ZM196 224H198V223H196ZM201 224V223H200ZM206 224V223H205ZM3 225H4V223H3ZM2 225V226H3ZM107 226H108V224H106ZM133 225V224H132ZM146 225V224H145ZM168 225H171L172 226V224H168ZM195 225V224H194ZM203 225V224H202ZM216 225V224H215ZM254 225V224H253ZM0 226H1V224H0ZM1 226V227H2ZM44 226V225H43ZM148 226V225H147ZM186 226V225H185ZM206 226H207V224H206ZM230 226V225H229ZM228 226V227H229ZM252 226V225H251ZM115 227H117V226H115ZM138 227H139V225H138ZM183 227V226H182ZM203 227H204V225H203ZM254 226H252V228H253ZM3 228V227H2ZM60 228V227H59ZM92 228V227H91ZM105 228V227H104ZM108 228V227H107ZM118 228V227H117ZM117 228H115V232H116V230H117ZM124 228V227H123ZM146 228V227H145ZM156 228H160L159 226H157ZM179 228H181L180 226H179ZM217 229H219L220 230V228H218V227H216ZM230 228V227H229ZM95 229H97V228H95ZM153 229V228H152ZM181 229H183V228H181ZM204 229V228H203ZM3 230V229H2ZM90 230V228H85V229H80L79 230V232L80 233H85V232H88ZM106 229H103V230H99V233H103L104 231H105ZM108 230V229H107ZM126 230H127V233L128 234H130V237H131V240L134 242H132L135 246H138L137 245V243H136V237H135V232L133 231V229H131V228H129V227H127L126 228ZM148 230H150V229H148ZM189 230H191L189 233L192 235V237L194 238V236L197 234V230H196V228L195 227H191ZM188 230V231H189ZM199 230H200V228H199ZM255 230V229H254ZM48 231L51 233V235L49 236V241L51 242L53 239H55L56 238V234H58L59 232H56L55 230H53V229H51V228H48ZM122 231V230H121ZM183 231V230H182ZM209 231V230H208ZM223 231H224V229H223ZM222 231V232H223ZM226 231V230H225ZM257 231V230H256ZM108 232V231H107ZM203 232V231H202ZM76 231L75 230H72V229H69V230H65L64 232H62V237L63 238H70L71 236L73 237V236H75L76 234ZM172 233V232H171ZM177 233V232H176ZM182 233V232H181ZM214 233V232H213ZM258 233V232H257ZM256 233V234H257ZM86 234V233H85ZM110 234V233H109ZM124 234V233H123ZM141 234H143V233H141ZM226 234V233H225ZM255 234V233H254ZM32 235V236H31ZM91 235V234H90ZM176 235V234H175ZM186 235V234H185ZM185 235H183V236H185ZM203 235V234H202ZM216 235H217V232H216ZM221 235V234H220ZM84 236V235H83ZM87 236V235H86ZM138 236H140V238H141V235H138ZM214 236H215V233H214ZM59 237H60V235H59ZM92 237V236H91ZM90 237V238H91ZM186 237V236H185ZM200 237V236H199ZM207 237V236H206ZM225 237V236H224ZM33 238V237H32ZM96 238V237H95ZM100 238V237H99ZM226 238V237H225ZM232 238V237H231ZM231 238H230V240H231ZM94 239V238H93ZM129 239V238H128ZM254 239V238H253ZM97 240V239H96ZM147 240V239H146ZM207 242H205V243H208V244H206V245H211L212 244V241H210V240H212V239H210L209 240V238L207 237L206 239H205ZM217 240H218V238H217ZM141 241V240H140ZM167 241V240H166ZM204 241V240H203ZM213 241H214V239H213ZM232 241V240H231ZM36 242V241H35ZM129 242V245H130V242L131 241H128ZM155 242H156V240H155ZM169 242V241H168ZM167 242V243H168ZM112 243V242H111ZM149 243H152V242H149ZM180 243V242H179ZM192 243L195 245V247H198V251L197 250H195V251H193V254H192V258H193V261H194V264H204V262H209L210 261V259L209 258H206V260H204V257H203V254H204V246H203V244H202V242L199 240V241H194V240H192ZM226 243V242H225ZM235 243V242H234ZM243 243V242H242ZM250 243V242H249ZM55 244H57V243H55ZM93 244H94V242H93ZM133 244H131V245H133ZM181 244H183V243H181ZM213 244H214V242H213ZM218 244H220V243H218ZM229 244V243H228ZM239 244V243H238ZM251 244V243H250ZM80 245L82 246V241H80V244L78 243V246L80 247ZM128 245V246H129ZM161 245L162 246H164V244H163V242L161 241ZM170 245V244H169ZM180 245V244H179ZM216 245V244H215ZM232 245V244H231ZM247 245V244H246ZM245 245V246H246ZM39 246V245H38ZM37 246V247H38ZM171 246H172V244H171ZM186 246V245H185ZM219 246V245H218ZM221 246V245H220ZM227 246H229L230 247V244L229 245H227ZM233 246V245H232ZM238 246V245H237ZM244 246V245H243ZM250 246V245H249ZM264 246V245H263ZM127 247V246H126ZM155 247V246H154ZM183 247V246H182ZM213 247V246H212ZM215 247V246H214ZM226 247V246H225ZM247 247V246H246ZM246 247H244V248H246ZM97 248V247H96ZM135 248V247H134ZM190 248V247H189ZM35 249V248H34ZM38 249V248H37ZM127 249V248H126ZM131 249H132V247H131ZM130 249V250H131ZM136 249L137 250H133V251H136V253H137V251L138 252H141V253H145L147 250H148V247L147 246H138V247H136ZM184 249V248H183ZM208 249V251H209V249L210 248H207ZM218 249V248H217ZM253 249V248H252ZM262 249V248H261ZM93 250V249H92ZM212 250H214V249H212ZM236 250V249H235ZM235 250H233V251H235ZM247 250V249H246ZM258 250H260V249H258ZM33 251V250H32ZM120 251H122V249L120 250ZM249 251V250H248ZM252 251V250H251ZM182 252V251H181ZM185 252H186V250H185ZM188 252H190L191 253V251H188ZM250 252V251H249ZM248 252V253H249ZM61 253H62V251H61ZM128 253V252H127ZM217 253V252H216ZM235 253V252H234ZM233 253V254H234ZM247 253V252H246ZM258 253H260V252H258ZM7 254V253H6ZM76 254V253H75ZM128 254H131V253H128ZM210 254H212V253H210ZM221 254V253H220ZM224 254V253H223ZM227 254V253H226ZM225 254V255H226ZM237 254V253H236ZM250 254V253H249ZM10 255V254H9ZM120 255H121V257H123L124 256V252H121L120 253ZM140 255V254H139ZM189 255V254H188ZM247 255V254H246ZM260 255H261V253H260ZM142 256V255H141ZM140 256V257H141ZM153 256V255H152ZM175 256V257H174ZM253 256V255H252ZM257 256H259V255H257ZM7 258H9L8 256H6ZM17 257V256H16ZM15 257V258H16ZM44 257V256H43ZM78 257V256H77ZM98 257V256H97ZM128 257V256H127ZM136 257V256H135ZM135 257H133V255H130L129 256V260L127 261V264H138V262H136V260H135ZM146 257H147V255H146ZM173 257L174 258H176L177 260H178V262H184L183 264H185V256H184V254H178V253H175V254H173ZM207 257V256H206ZM215 257V256H214ZM216 257H217V255H216ZM226 257V256H225ZM227 257H229V256H227ZM231 257V256H230ZM237 257V256H236ZM69 258V257H68ZM74 258V257H73ZM79 258H81V257H79ZM254 258V257H253ZM224 259V258H223ZM231 259V258H230ZM29 260H31V258H29ZM62 260V259H61ZM127 260V259H126ZM192 260V259H191ZM244 260V257L241 259V261H243ZM66 261V260H65ZM84 261V260H83ZM173 261V260H172ZM224 261H226V259H224ZM263 261H264V259H263ZM36 262V261H35ZM218 262H220L219 261V259H216V260H214V263L215 264H218ZM231 262V261H230ZM4 263V262H3ZM21 262H19V264H20ZM25 263V262H24ZM29 263V262H28ZM41 263V262H40ZM42 263H44V262H42ZM145 263V262H144ZM170 263H171V261H170ZM177 263V262H176ZM210 263V262H209ZM213 263V264H214ZM1 264H2V262H1ZM6 264V263H5ZM38 264V263H37ZM59 264V263H58ZM178 264V263H177ZM231 264V263H230ZM263 264V263H262Z\"/></svg>",
  "mask_w": 264,
  "mask_h": 264
}]
</instances>
